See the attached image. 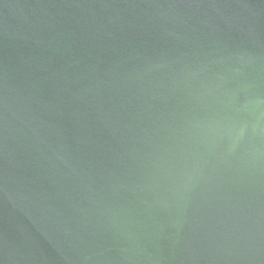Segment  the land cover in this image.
<instances>
[{
    "label": "water",
    "instance_id": "water-1",
    "mask_svg": "<svg viewBox=\"0 0 264 264\" xmlns=\"http://www.w3.org/2000/svg\"><path fill=\"white\" fill-rule=\"evenodd\" d=\"M0 264H264V0H0Z\"/></svg>",
    "mask_w": 264,
    "mask_h": 264
}]
</instances>
